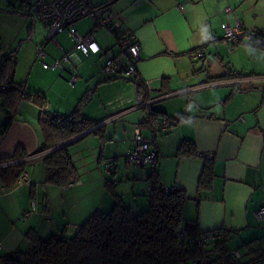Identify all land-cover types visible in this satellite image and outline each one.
Returning a JSON list of instances; mask_svg holds the SVG:
<instances>
[{"label": "crops", "instance_id": "obj_1", "mask_svg": "<svg viewBox=\"0 0 264 264\" xmlns=\"http://www.w3.org/2000/svg\"><path fill=\"white\" fill-rule=\"evenodd\" d=\"M249 1L252 0L110 1V11L118 14L124 29L134 33L140 43L137 80L102 75L104 51L115 47V39L110 31H92V27L85 34L92 33L99 50L88 55L67 31L56 35L67 32L74 46L65 48L54 39L47 41L57 46V51L46 54L47 63L58 60L61 65L50 69L37 58L38 48L47 46V26L46 31H37L36 22L41 21L28 15L36 42L30 52H22V46L16 50L15 81L23 83L26 91L43 93L50 112L63 115L70 114L93 89L82 106V114L96 124L70 138L69 152L79 180L71 186L59 185L48 181V172L39 158L52 148L41 150L45 138L39 125V107L25 99L13 109L0 105V127L11 116L7 130L0 134V167L28 161L25 170L31 175L29 184H15L10 189L0 181V256L27 241V231L41 238L60 233L68 237L75 233L69 231L77 230L95 210L109 211L114 196L107 183L125 206L145 210L152 172L159 175L163 186L185 191L183 219L195 224L198 231L222 229L227 239H261L264 219H257L255 212L264 205V61L258 63L260 71L252 66L247 71L239 54L251 51L264 56V48L244 40L232 43L229 50L222 28L224 23L234 25L238 20L244 27L257 25L261 14L255 6L247 7ZM227 7L230 12L225 11ZM84 18L87 16L74 23ZM88 18L93 26L92 17ZM195 49L202 53L193 62L190 53ZM13 50L0 46V59ZM62 50L69 53V63L61 60ZM83 58L86 65L80 69ZM72 70L77 80L70 85L67 80ZM144 80L150 81V88L143 87L140 95L144 101L140 103L136 83ZM164 88L169 92H162ZM145 102L146 107L140 106ZM150 109L164 111L171 118L185 113V118L170 125V132L159 133L156 146L160 162L155 168L129 167L125 154L135 146L136 127L144 137L153 136L145 122ZM156 120L163 123L160 116ZM102 125L103 138L87 134ZM183 140L194 143L196 155H176ZM17 147L26 150L28 156L4 162L2 158L11 156ZM207 160L212 162L213 176L209 184L200 185ZM105 161L114 164L110 175L105 172ZM54 190L61 193L58 204ZM33 204L36 211L23 220V213Z\"/></svg>", "mask_w": 264, "mask_h": 264}, {"label": "trees", "instance_id": "obj_2", "mask_svg": "<svg viewBox=\"0 0 264 264\" xmlns=\"http://www.w3.org/2000/svg\"><path fill=\"white\" fill-rule=\"evenodd\" d=\"M244 29L248 30L245 27ZM248 31L254 33L249 40L251 44L264 48V30ZM16 65V50L2 54L0 85L4 84L5 88L0 90V105L13 109L21 99H25L39 107V125L45 138L41 150L56 146L96 124L94 120L82 114V106L91 96L93 89L70 114L51 113L43 93L26 91L23 83L15 81ZM144 86L143 82L136 83L140 103L144 101L143 96L141 97ZM161 91L169 92L165 88ZM159 116L163 118V123L172 126L185 118V113L171 118L164 111L150 109L147 110L145 122L151 126L157 122ZM10 120L9 115L0 127V134L5 133ZM103 129L102 125L87 134L94 133L103 138ZM71 144L61 145L39 157L48 172L49 182L59 185L78 182L79 175L69 152ZM196 154L195 145L190 140H183L176 151L177 156ZM26 156V150L17 147L11 156L2 160L13 161ZM27 162L21 161L0 167L1 183L8 189L14 187ZM212 176V162L207 160L199 184H209ZM149 181L151 190L148 192V206L145 210L136 211L125 206L120 196L107 183L108 190L114 196V204L109 211L95 210L76 232L68 237L60 233L41 238L34 231H27L25 236L29 248L3 254L0 261L2 264H189L188 261L197 255V251L178 244V231L184 226L189 234L199 235L204 232L198 231L195 224L184 222L183 208L187 195L180 188L167 187L169 190L165 192V186L161 184L156 172H152ZM223 233L226 242L227 234ZM262 257L264 253L252 259Z\"/></svg>", "mask_w": 264, "mask_h": 264}, {"label": "built area", "instance_id": "obj_3", "mask_svg": "<svg viewBox=\"0 0 264 264\" xmlns=\"http://www.w3.org/2000/svg\"><path fill=\"white\" fill-rule=\"evenodd\" d=\"M98 3L97 0H8V4L18 13L27 14L32 19L39 20L47 26L46 41H53L56 34L67 31L68 35L75 41L84 54L97 52L99 46L92 37V33L85 35L79 34L73 29V23L80 18L90 16L93 19V29H105L112 33L115 39V47L104 51V61L101 68L102 75L105 78H139L137 71V61L140 58V43L132 32L124 29L118 14L109 9V2ZM226 12H230L231 8H225ZM223 39L229 50L232 49V43L244 40H251L253 32L245 30L240 20L234 25L224 23ZM201 49H195L190 53L193 62H196L201 55ZM46 53L42 47L38 48L37 57H43ZM61 60L69 63V53L62 50ZM50 69L61 67L58 60H54L51 64H46ZM77 80V74L72 70V75L68 80L73 85ZM145 87L150 88V81H143ZM5 85H0V90ZM155 99V98H154ZM153 100V99H150ZM147 102L140 104L146 107ZM152 137H144L139 127H136L134 134L135 146L125 154V162L129 167H152L155 168L160 162V154L156 146V138L161 131L170 132L171 127L161 122L152 123L150 126ZM104 169L107 174H111L114 169L112 162H104ZM31 182V175L27 170H23L16 180L17 186H23ZM111 183L115 184L116 180L111 179ZM68 183V186L73 185ZM151 190V183L148 182V192ZM168 188L164 187V191L168 192ZM36 211L33 204L30 210L23 213L22 219H26ZM257 219H264V205H261L255 212ZM224 233L221 229L204 232L199 235L189 234L184 226L178 231V244H182L186 248L197 251V255L191 258L189 264H264V257L242 261V254L239 250L230 249L224 242Z\"/></svg>", "mask_w": 264, "mask_h": 264}, {"label": "rangeland", "instance_id": "obj_4", "mask_svg": "<svg viewBox=\"0 0 264 264\" xmlns=\"http://www.w3.org/2000/svg\"><path fill=\"white\" fill-rule=\"evenodd\" d=\"M254 6L258 14L264 15V0H252V1H249L247 4V7L249 8L254 7ZM261 15H259V17L257 18V22L255 23L257 25L254 26V25L248 24V26H245V27L248 30H253L252 28H255V27L258 29L259 28L264 29V19H261ZM31 21L32 19L28 15L16 12V10H14L8 4V0H0V46L4 48L5 50H9V49L17 50L20 46H22V52H26V51L30 52L34 42H36L34 41L35 33L34 32L31 33L30 31ZM36 24H37L36 25L37 31L38 30L42 31L43 29L44 31H46V25H43L41 22H36ZM91 27H93L92 21H91V18H88V16L87 18H84L83 20H81L79 23L73 24V29L79 31L82 34H85L87 31H90ZM95 33H99V32H95ZM67 36H68L67 32H63L61 35L60 34L55 35L54 41L60 46L65 47V48L74 46V42ZM45 42L47 46L45 48L43 47V49L45 50L46 54H48L49 50L57 51V46L54 43H51V42L48 43L46 41V37H45ZM224 55L228 56V54H226L225 52H224ZM45 56L37 57V58L41 62H44L46 64H51L52 62L47 63L49 56L48 55L46 57ZM239 56H240L239 60L242 62V64L246 65L245 68H247L246 69L247 71L251 70L249 66L257 68L259 71L261 70L257 66L261 60L264 61V58H262L264 56L258 55V52L257 54L251 53V51L245 54L240 53ZM85 60L86 59L83 58L82 61L80 62V65H79L80 69L86 65ZM255 63H257V65H254ZM108 128H112V125H109ZM37 168L38 167L36 166V170L34 172L36 174L38 171ZM39 188L42 189L44 187H39ZM40 198L41 200L44 199V194L42 193V191L40 192ZM60 199H61L60 191L54 190L55 203L58 204ZM136 211H140V210L136 209ZM75 230L76 229H72L71 231H69L70 232L69 234L71 233L73 234V232H76ZM247 242L248 243L251 242V243L248 244ZM226 245L230 249L239 250L242 254V261H249L253 257L259 256L260 254L264 253V235H262L261 239H227ZM28 248H29V242L25 240L21 245H19L17 249L26 250Z\"/></svg>", "mask_w": 264, "mask_h": 264}, {"label": "water", "instance_id": "obj_5", "mask_svg": "<svg viewBox=\"0 0 264 264\" xmlns=\"http://www.w3.org/2000/svg\"><path fill=\"white\" fill-rule=\"evenodd\" d=\"M88 130H89V129H88ZM86 131H87V130H86ZM84 132H85V131H84ZM82 133H83V132H82ZM82 133H80V134H78V135H76V136H74V137H72V138H75V137L81 135ZM69 142H70V139H68V140H66V141H64V142H62V143H60V144H58V145L55 146V147H52L51 150H54L55 148H58V147H60L61 145L67 144V143H69Z\"/></svg>", "mask_w": 264, "mask_h": 264}]
</instances>
